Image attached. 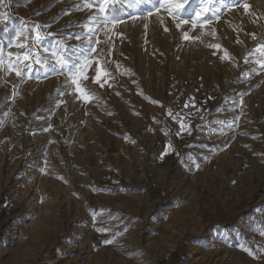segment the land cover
Masks as SVG:
<instances>
[{
  "label": "rangeland",
  "instance_id": "obj_1",
  "mask_svg": "<svg viewBox=\"0 0 264 264\" xmlns=\"http://www.w3.org/2000/svg\"><path fill=\"white\" fill-rule=\"evenodd\" d=\"M109 3L0 2V264H264V0Z\"/></svg>",
  "mask_w": 264,
  "mask_h": 264
},
{
  "label": "snow or ice",
  "instance_id": "obj_2",
  "mask_svg": "<svg viewBox=\"0 0 264 264\" xmlns=\"http://www.w3.org/2000/svg\"><path fill=\"white\" fill-rule=\"evenodd\" d=\"M132 2H142V0H132ZM242 0H233V6H236L237 4L241 3ZM105 5H107L108 7H111V4L109 3V0H99V14L103 15V18L105 20L108 19V16L106 15L105 13ZM89 7H91V5H89ZM183 7L182 4H176L175 5V8L179 11L181 8ZM223 7H228L227 3H225L223 5ZM250 8V5L248 4H244V9L245 11L247 12ZM158 10V9H157ZM171 14V12H170ZM177 27H179V25H177ZM167 30V29H166ZM23 35V30H21V32L17 33V40L19 41L20 38L22 37ZM253 38H255V35L253 34ZM185 39H190V37H188L187 34H185ZM17 47H20V48H23L24 45L22 43H18L17 44ZM212 47H215V48H219L220 45H212ZM9 57L12 55V53H8ZM225 58H228V54H227V50H225ZM17 59H19V57H17ZM24 59L25 60H28L29 57L27 55L24 56ZM58 63L63 66L65 64H67V60H64V59H60L58 61ZM262 64H264V61L261 62ZM0 65H3V52L0 51ZM9 68H11V64H9ZM17 75H20L21 73L19 71L16 72ZM103 86V85H101ZM81 93L83 94V90H81ZM85 99H87L88 97L85 95L84 97ZM169 114L171 115V112H169ZM100 231H104L105 229H99ZM107 243H111V241H106Z\"/></svg>",
  "mask_w": 264,
  "mask_h": 264
},
{
  "label": "trees",
  "instance_id": "obj_3",
  "mask_svg": "<svg viewBox=\"0 0 264 264\" xmlns=\"http://www.w3.org/2000/svg\"><path fill=\"white\" fill-rule=\"evenodd\" d=\"M32 0H11L12 4L15 5V6H19V5H23L25 3H28ZM1 2V0H0ZM180 258V255L178 254V259Z\"/></svg>",
  "mask_w": 264,
  "mask_h": 264
},
{
  "label": "bare ground",
  "instance_id": "obj_4",
  "mask_svg": "<svg viewBox=\"0 0 264 264\" xmlns=\"http://www.w3.org/2000/svg\"><path fill=\"white\" fill-rule=\"evenodd\" d=\"M57 144L56 145H58V146H60V140H59V138H57V140L55 141ZM81 143V142H80ZM80 147H82V143L79 145ZM52 167V164L50 163V164H48V165H44V168H43V170L44 171H47L49 168H51ZM41 168H42V166H41ZM47 174L48 173H50V172H46Z\"/></svg>",
  "mask_w": 264,
  "mask_h": 264
}]
</instances>
